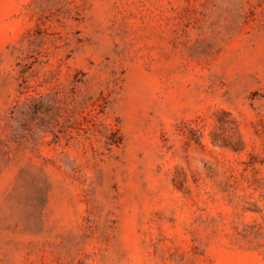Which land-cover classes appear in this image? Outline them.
Masks as SVG:
<instances>
[{"label": "rangeland", "instance_id": "374dc122", "mask_svg": "<svg viewBox=\"0 0 264 264\" xmlns=\"http://www.w3.org/2000/svg\"><path fill=\"white\" fill-rule=\"evenodd\" d=\"M0 264H264V0H0Z\"/></svg>", "mask_w": 264, "mask_h": 264}]
</instances>
